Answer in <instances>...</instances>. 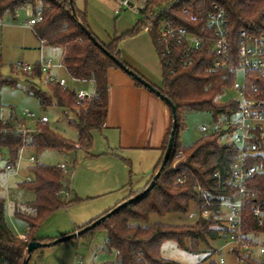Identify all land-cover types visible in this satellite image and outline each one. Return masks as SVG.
I'll return each mask as SVG.
<instances>
[{"label": "trees", "instance_id": "16d2710c", "mask_svg": "<svg viewBox=\"0 0 264 264\" xmlns=\"http://www.w3.org/2000/svg\"><path fill=\"white\" fill-rule=\"evenodd\" d=\"M175 1L148 0L143 12L149 14L154 9H159L162 16L172 19V12L181 13L182 10L189 9L197 16L198 22L178 23L200 34L206 25L208 15L217 5L223 9L227 19L229 63L221 67L216 66L218 58L211 51L214 36L210 31L206 34L205 44L194 55L193 65L186 69L177 64L172 73V69L163 65L164 61L159 56L163 71V86L159 90L175 105L178 121L168 163L161 171L154 188L140 196L161 169L172 131V114L171 125L162 148V158L153 171L150 183L143 190L132 193L127 198H135L132 203L82 235L92 234L96 228H102L107 233L106 248L116 252V263L119 264H177L162 257L161 248L164 242L172 240L184 248L185 241L189 240L192 244L191 250L196 251L200 242L206 241L207 237L217 239L223 231L212 219L203 218H200L194 226L154 224L151 227H144L131 223L147 221L152 214L160 216L170 213L187 214L191 203H199L193 188L195 179L215 197L223 195L214 173L220 171L223 179L231 175L237 149L231 143L221 142V137L225 134L223 131L204 136L191 147H181L178 141L179 132L183 128L181 114L191 110L209 111L217 119L219 115L230 117L237 113L239 110L237 101L218 103L216 99L223 95L225 89L233 87L237 79L234 68L239 66L242 33L249 36H264V0H177L178 3ZM165 3L170 5L169 12L162 10V5ZM27 4L40 6L36 11V16L40 14L39 21L34 25V34L37 38L47 46L61 49L62 65L67 73L78 81H92L95 92L91 100L78 105L75 91L64 90L58 85L48 83L52 86L51 95L32 89L43 108H49L54 102L58 107L68 109L74 114L75 121L70 124L77 128L79 141L75 144L70 143L52 131L46 123H42L44 126L38 129V133L23 135L16 130L15 126L18 122L16 119L4 121L0 118V152H7V166L11 167L16 165L21 148L25 145L34 148L37 153L49 148L59 151H70L75 148L89 151L92 146L91 133L104 128L109 104L107 71L119 67L90 40L83 27L91 32L111 56L122 61L119 50L120 38H114L107 44L100 41L90 29L86 14L76 8L75 0H0V20L6 13L14 14ZM146 24V20H139L128 34L134 36L144 31ZM151 35L159 54L156 36L153 33ZM178 60L177 58L176 61ZM32 76L34 78L41 76L38 65ZM246 80L248 84L259 87L261 93L258 98L264 100V81L249 75ZM135 82L137 86L143 87L136 80ZM2 83L14 85V81L10 79H4ZM229 132H232V129ZM180 152L183 153L182 156H179ZM247 164L257 166L263 172L257 173L247 184L251 197L246 202L241 218V230L246 239L251 235L264 234V226L259 225L253 215V208L264 201V157L258 155L249 158ZM30 173L33 181L19 186L34 192L35 200L24 206L15 207L14 211V216L27 224L28 232L25 238L16 235L7 222L6 201L0 196V264H23L31 242L54 241L55 239L48 241L37 239L39 227L59 209L80 200L78 198L73 201L65 200L64 193L67 192L69 180L60 167L38 164L30 168ZM178 176H186L184 185H175ZM92 223L93 221L80 227L78 231ZM38 259L39 261L42 259V254H39ZM248 262V264H264L251 260Z\"/></svg>", "mask_w": 264, "mask_h": 264}, {"label": "rangeland", "instance_id": "374dc122", "mask_svg": "<svg viewBox=\"0 0 264 264\" xmlns=\"http://www.w3.org/2000/svg\"><path fill=\"white\" fill-rule=\"evenodd\" d=\"M75 5L79 11L86 14L90 29L100 41L107 44L114 38H120L121 60L154 87L162 88L163 71L152 35L144 31L134 36L128 34L137 24L139 19L137 13L130 10L121 11L116 0H75ZM39 7L27 4L14 14L6 13L0 20V118L9 120L12 115L14 118L17 117L18 121L25 119L21 122L28 128L38 131L44 126L39 120L47 117L49 122L46 125L52 131L75 144L79 141V133L77 128L70 124L75 121L74 114L68 109L58 107L54 102L49 108H43L32 89L51 95L52 86L45 77L34 78L32 75L23 74L16 67L19 62L34 64L39 58L41 44L33 30L27 27L28 23L37 17L36 11ZM44 52L55 64L62 62L60 50L44 48ZM59 75L66 78L63 71L59 72ZM236 78L242 82L243 73L237 72ZM4 79L13 80L14 85L2 83ZM131 79L135 81L134 78ZM68 83L70 88L77 92L80 90L89 94L95 92L94 85L72 81ZM238 98V92L231 87L225 89L223 95L216 101L226 103L237 101ZM26 110L34 114L33 120L23 115ZM181 116L183 128L178 137L181 147H191L202 137L219 131L225 132L221 142L233 139L228 131L230 123L236 118V113L230 117L219 115L215 119L209 111L191 110L182 112ZM201 126H205L208 131L201 132ZM91 135L92 146L89 151L77 148L59 151L49 148L37 153L34 148L25 145L21 148L22 152L20 151L16 165L9 171L6 170L8 154L2 151L0 196L6 201V218L16 234L25 233L27 225L14 216V206L35 200L34 192L21 188L19 184L29 183L28 179L32 178L29 170L38 164L64 169L65 175L69 176L65 200L80 199L79 202L59 209L41 224L37 236L43 241L54 239L63 233L71 235L78 232V228L95 222L105 213L124 203L132 191L146 186L150 179L148 172L151 169H145L140 160L132 165L129 160H125L127 157L106 155L108 146L102 130H94ZM32 156L35 162L30 160ZM115 170L120 173L118 179H108L106 173L113 175ZM199 219L198 207L196 203H191L187 214L170 213L165 216L152 214L147 221L131 223L144 227H151L154 224L194 226ZM106 240L107 233L102 228H96L92 234L81 235L58 245L36 250L31 264H77L79 260L83 261L82 264H115L117 254L114 250L106 248ZM226 240L227 233L222 231L217 239L207 237L206 241L200 242L196 251L191 250L192 244L189 240L185 241L184 248L170 240L162 245L161 255L177 264H220V258L214 255V249H221ZM39 254H42L40 261ZM222 256L226 264H236L226 250ZM248 263L246 261L245 264Z\"/></svg>", "mask_w": 264, "mask_h": 264}, {"label": "built area", "instance_id": "2783aa9c", "mask_svg": "<svg viewBox=\"0 0 264 264\" xmlns=\"http://www.w3.org/2000/svg\"><path fill=\"white\" fill-rule=\"evenodd\" d=\"M116 1L121 11L130 10L138 14V21L146 20L147 24L144 32L155 34L159 56L164 61L163 65L172 69V73H174L173 69L177 64L184 69L193 65L194 55L205 44L208 31L212 32L214 36L211 51L218 58L216 66L221 67L229 63L227 19L223 9L217 5L208 15L205 27L198 34L193 32L190 27L178 23L180 21L189 24L198 22L197 16L192 14L189 9H184L181 13L172 12L174 19H167L161 15L159 9H154L151 13L145 14L143 11L148 0ZM175 3H178V1L176 0ZM162 10L169 12L171 10L170 5L163 4ZM39 17L40 14L32 19L27 27L34 30V25L39 21ZM41 43L43 42L41 41ZM239 56V66L235 67L234 70L236 73H243V81L239 82L236 79L233 86L239 94L237 100L239 110L236 113L235 120L229 125V130L232 129V132L228 131V134L233 139L225 142L233 144L237 149V155L231 167V175L223 179L220 171L214 173V178L223 193L220 197H215L197 179L194 180L193 188L199 199V203H196V205L198 206L200 218L212 219L227 233L225 245L218 252L221 253L223 249H233L237 253L239 264H245L249 260L264 263V234L251 235L246 239L241 230L242 211L247 200L251 197V192L247 188L248 181L262 171L259 167L249 166L247 163L249 158L258 155L264 157V100L258 98L261 93L259 87L248 84L246 80L249 75L264 81V36H249L243 32ZM177 58L179 59L178 62L176 61ZM37 65L40 68V77H45L48 83L58 85L64 90L75 91L70 88L68 81L76 82L78 80L69 74L67 78H63L54 73V69L65 68L63 65L54 64L50 59L42 58L35 64L19 62L16 67L23 74L32 75ZM89 82L94 85L92 81ZM75 95L78 105H83L93 98L94 93L89 94L87 91L80 90L75 91ZM23 115L32 120L34 118V114L27 110ZM39 122L48 123L49 120L47 117H43ZM15 127L23 135L38 133L36 129L28 128L21 121L17 122ZM200 131L206 133L208 130L205 126H201ZM182 155L183 153L180 152L179 156ZM30 160L35 162L34 157H31ZM12 169L13 167L6 166V170ZM185 182L186 176H178L175 185L182 186ZM253 215L259 225L264 226V201L253 208ZM25 236H22V238H25ZM80 263V261H77V264ZM220 264H224V261L221 260Z\"/></svg>", "mask_w": 264, "mask_h": 264}, {"label": "crops", "instance_id": "0c3cea01", "mask_svg": "<svg viewBox=\"0 0 264 264\" xmlns=\"http://www.w3.org/2000/svg\"><path fill=\"white\" fill-rule=\"evenodd\" d=\"M37 40L38 42H40L41 48H40L39 58L36 62H34V64L38 63L42 58L50 59L45 55L44 48H52L55 50H60L62 55L61 49L47 46L44 43H41V41L38 38ZM50 60L52 61V59ZM56 65H62V62ZM61 71L65 73L67 78L68 73L66 72L65 69L60 68L53 70V72L57 73L58 75L59 72ZM107 79H108L109 104H108L106 123L104 128L102 129V134L105 135V140L108 146V150L106 151L105 154L110 156L121 155L122 157H127V159L125 160H129L132 163V165H134L133 164L134 162L135 164H137L139 160L142 161L143 162L142 164H144L145 169L147 170L151 169L148 172V176L150 179L146 184L147 186L151 180V176L153 174L155 167L162 158V154H163L162 148L165 142L167 132L171 125L170 109L161 99H159L149 90H147L144 87L137 86L135 81L131 79V77H129L121 69L110 68L107 71ZM76 82L92 85V83L89 81L86 82L76 81ZM10 119H16V121L19 120L17 117L15 118L12 117V115L10 116ZM21 121H25V119ZM0 155L3 156L2 152H0ZM119 174L120 173H118L115 170V173L113 175H110V173H106V176H108V179L110 180H117L118 176H120ZM28 181L29 182L33 181V176L32 178H29ZM144 188L132 192L136 193L138 191L143 190ZM33 201L16 204L14 206L13 212L15 211V207L24 206ZM199 218H200V214H199ZM27 232H28V227L25 233L16 234V232L14 231V233L18 235L20 238L26 235ZM68 234L69 233H63L61 234V236H56L54 239L66 236ZM36 238L39 240L42 239L37 235ZM223 247L224 246H222L221 249ZM219 250L220 249H214V255H218L220 258L219 263L221 260H223L224 264H226V260L222 256L223 251L226 250L228 255L234 259L235 263L239 264L237 259V253L233 249H223L221 253L218 252ZM79 261L82 264L83 261L81 260Z\"/></svg>", "mask_w": 264, "mask_h": 264}, {"label": "water", "instance_id": "95a60500", "mask_svg": "<svg viewBox=\"0 0 264 264\" xmlns=\"http://www.w3.org/2000/svg\"><path fill=\"white\" fill-rule=\"evenodd\" d=\"M72 9L74 10V7L72 5ZM74 15L76 16L75 12ZM86 35L90 38V40H92L98 47H100L102 49V51L108 56L110 57V59L119 67V69H121L122 71H124L126 74L130 75L132 78H134L137 82H139L144 88H146L147 90H149L151 93H153L154 95H156L159 99H161L170 109L171 114L173 116V125H172V131L170 134V139L168 142V146L166 149V152L164 154L163 157V162L161 165V169L160 171L154 176L153 181L150 183V185L145 189V191L140 195L142 196L143 194H146L148 192H150L154 186L155 183L157 181V179L159 178L161 171L165 168L166 164L168 163V160L170 158V155L172 153L173 150V146H174V140H175V136H176V130H177V110L175 105L172 103V101L167 98L159 89H157L156 87H154L152 84H150L148 81H146L143 77H141L140 75H138L136 72H134L133 70H131L129 67H127L122 61H120L119 59H117L114 56H111L109 54V52H107L102 45H100L95 37L91 34V32L89 30H87L85 27H83ZM137 198V197H136ZM135 198L129 199L127 201H125L124 203L120 204L119 206H117L116 208H114L113 210H111L109 213H107L105 216H102L101 218H99L98 220H96L95 222H93L91 225L87 226L85 229L78 231L76 233H73L71 235H67V236H63L60 237L52 242L49 243H41V242H31L27 248V257L24 261L23 264H29L30 259L32 257V254L38 250V249H43V248H49L55 245H58L62 242L77 238L81 235H83L84 233L88 232L89 230L95 228L96 226H98L99 224H101L103 221H105L107 218H110L112 215H114L115 213H117L119 210H121L122 208L126 207L127 205H129L130 203L133 202Z\"/></svg>", "mask_w": 264, "mask_h": 264}]
</instances>
